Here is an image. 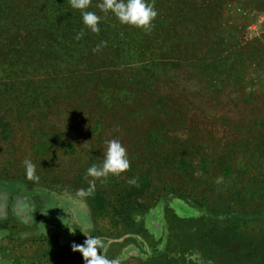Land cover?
I'll use <instances>...</instances> for the list:
<instances>
[{
    "label": "rangeland",
    "instance_id": "374dc122",
    "mask_svg": "<svg viewBox=\"0 0 264 264\" xmlns=\"http://www.w3.org/2000/svg\"><path fill=\"white\" fill-rule=\"evenodd\" d=\"M232 1L155 0V37L165 36L145 46L152 54L143 60L119 52V63L95 70L49 54L18 78L0 73L3 210L30 191L28 200L43 208L39 231L67 242L73 224L88 225L84 203L44 186L88 183L86 169L101 162L104 141L113 138L130 167L110 179L150 175L159 187L216 202L236 196L232 184L243 177L248 188L240 194L263 202L264 1ZM119 72L142 77L143 86ZM25 159L36 164L38 182L26 178ZM224 166L233 173L225 176ZM169 204L198 212L175 198ZM255 225L264 231L263 222Z\"/></svg>",
    "mask_w": 264,
    "mask_h": 264
},
{
    "label": "trees",
    "instance_id": "16d2710c",
    "mask_svg": "<svg viewBox=\"0 0 264 264\" xmlns=\"http://www.w3.org/2000/svg\"><path fill=\"white\" fill-rule=\"evenodd\" d=\"M97 2L92 0L89 9L102 17L99 33L93 34L84 27L79 11L70 7L69 0H0V73L18 78L24 65L49 54L66 56L73 64L95 69L119 63V52L126 57L142 55L139 59L143 60L152 54L145 46L162 44L165 35L156 38L155 25L148 32L121 25L111 14L100 12ZM81 29L84 35L76 40ZM118 75L133 86H143L142 77ZM223 170L229 176L234 169L224 166ZM133 177L137 186L127 183L128 179L108 178L102 185H95L91 195L78 194L88 188L81 177L76 184L73 179L59 189L46 184L44 188L67 193L84 203L88 225L73 224L72 237L65 243L55 234L39 231L43 208L30 202V191L10 199L4 210L2 204L0 264H84V258L72 246L83 244L85 234L100 241L98 255L118 264H264V231L255 228V223H264V214L259 211L264 200L258 205L246 201L240 194L248 188L243 177L232 184L234 192L240 191L236 196L216 202L191 197L165 183L159 187L150 175ZM27 189L33 192L35 188L29 184ZM171 198L190 204L198 212L190 213L186 207L176 211L169 204Z\"/></svg>",
    "mask_w": 264,
    "mask_h": 264
},
{
    "label": "clouds",
    "instance_id": "9594fccd",
    "mask_svg": "<svg viewBox=\"0 0 264 264\" xmlns=\"http://www.w3.org/2000/svg\"><path fill=\"white\" fill-rule=\"evenodd\" d=\"M70 7L79 11L82 23L91 33L98 34L102 17L89 10L92 0H69ZM96 8L105 15L111 14L119 24L141 29L145 32L151 30L153 21L157 16L153 0H98ZM84 35V29L76 33L75 39L79 40ZM102 44L104 42H101ZM105 150L100 163H92L85 176L88 179V188L80 189L79 195H91L95 190L96 182L103 183L109 176H119L128 171L130 162L126 148L119 139L113 138L104 141ZM25 176L33 182L39 181L36 173V164L30 159L23 161ZM221 178H217V183ZM127 183L137 186V178L127 180ZM81 245H73V251H78L84 258V264H118L116 260H109L98 255L100 241L97 238L86 235ZM87 258V259H85Z\"/></svg>",
    "mask_w": 264,
    "mask_h": 264
},
{
    "label": "flooded vegetation",
    "instance_id": "af4514ba",
    "mask_svg": "<svg viewBox=\"0 0 264 264\" xmlns=\"http://www.w3.org/2000/svg\"><path fill=\"white\" fill-rule=\"evenodd\" d=\"M2 202V201H1ZM4 202V201H3ZM2 204V203H1Z\"/></svg>",
    "mask_w": 264,
    "mask_h": 264
}]
</instances>
